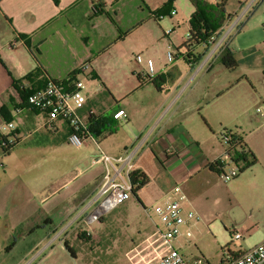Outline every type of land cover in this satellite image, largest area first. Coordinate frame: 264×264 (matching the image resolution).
<instances>
[{
    "label": "crops",
    "instance_id": "obj_1",
    "mask_svg": "<svg viewBox=\"0 0 264 264\" xmlns=\"http://www.w3.org/2000/svg\"><path fill=\"white\" fill-rule=\"evenodd\" d=\"M238 1L239 8L227 10L230 16L224 26L250 3L253 2L250 8L256 2L263 4L260 0ZM99 2L105 12L98 11ZM175 2L169 6L168 0H0V254L11 253L21 237L38 233L13 264H22L29 257L30 262L34 261L40 254L34 252L47 239L49 243L58 240L65 246L64 241L70 240L68 233L79 230L74 232L77 237L83 232L86 224L82 216L91 210L89 204L104 172L101 164L92 163L96 146L92 141L87 142L85 147L95 146V152L87 156L90 167L75 176L87 174L82 186H87L86 192L80 197L64 198L69 204L63 211L57 203L56 218L51 211H40L71 182L53 178L45 182L43 171L38 169V154L43 152L44 156L50 146L67 142L68 126L59 122L54 129H47L46 113L29 107L15 113L10 104L14 85L20 82L24 87L35 88L44 83L46 74L63 80L73 76L84 63L89 67L79 77L89 75L103 85L94 97L87 94L88 107H94L99 117L113 125L123 120L114 118L115 111L121 108L128 115L123 122L131 135L112 155L137 147L136 169L149 177L138 192L137 213H145L147 206L160 201L174 185H180L187 195L185 207L195 208L200 216L197 223L210 225L221 221L230 234L233 230L243 232V239L252 231H261L253 244L244 247L241 241V247L233 245L236 254L264 239V76L255 80L245 74L236 80L231 73L243 68L239 60L242 51L247 56L264 59L260 19L254 17L258 11L253 8L242 18L241 28L235 33L239 35L232 36L228 44L238 61L236 69L226 68L220 61V51L214 50L212 44L206 45L208 49L198 56L191 49L181 54L183 61L174 58L170 62L176 61L168 64L165 48L176 46L177 38L174 29L166 33L172 28L165 27L169 22L165 16L172 17ZM143 32L148 37L144 39L147 42L140 41L142 50L149 49L152 43L159 45L147 56L153 60L155 82L152 78L146 81L139 78V75L146 77L149 70L146 61L138 62L135 55V34ZM116 46L121 49L116 51ZM114 53L122 59L128 82L120 92L112 90L113 94L107 85L111 87L114 80L106 70L100 72L98 62ZM258 69L264 71V66ZM38 70L43 74L24 79L31 71ZM241 93L243 97L239 96ZM112 99L116 105L109 104ZM7 121H12L14 127H6ZM116 126L115 132L95 135L99 143L102 138L117 135L120 129ZM223 129L241 135L256 156L254 164L226 184L211 168L212 162L222 155L224 145L218 135ZM6 143L11 144L9 151L5 150ZM226 193L232 213L228 219L224 216ZM36 214L41 219L31 220ZM104 220L100 221L101 228ZM18 228H23L22 235L13 236ZM177 244L182 250V241ZM224 260L221 264L226 263L227 255Z\"/></svg>",
    "mask_w": 264,
    "mask_h": 264
},
{
    "label": "rangeland",
    "instance_id": "obj_2",
    "mask_svg": "<svg viewBox=\"0 0 264 264\" xmlns=\"http://www.w3.org/2000/svg\"><path fill=\"white\" fill-rule=\"evenodd\" d=\"M249 1L250 0H247L245 3H248ZM176 2L175 8L177 10V14H173L172 17L165 16V18L169 21L165 27H171L172 30H175L177 42L176 46L172 44L169 48H165V54H167L168 51H172L177 57H175L176 60L180 59L183 61L181 54L187 52V49H185L183 44L188 36L189 19L193 9L189 0H179L177 3ZM239 4L238 0H229L227 10L232 12L234 9L239 8ZM253 8H256V11H258L254 17L258 20L260 19V27L263 37L262 41L264 43V4L258 5L256 2ZM226 24L227 23H225V26ZM226 28L228 27L226 26ZM145 32L141 35L135 34V55L141 54L147 63L149 51L154 47L159 48V45L152 43L149 46V49L144 48L142 50L140 48V44H142L140 41L142 39L144 42H147L144 39L148 37ZM232 35L233 38H235L239 34H235L234 32ZM232 46H234V43ZM116 47V51L121 49L120 46ZM191 49L195 50L193 55L198 56L199 53L205 52L208 47L205 44H199L194 45ZM247 55V52L244 51L239 53V60L242 62L241 64H243V68L241 70H235L231 73L235 75L236 80L244 78L245 74L253 76L255 80H262L264 71L258 69V67L264 66V59L262 58V60L255 55ZM167 59L168 57L166 58V62L168 64H173L176 61L168 62ZM121 63L122 59L117 56V53L108 54L106 57L101 58L98 62L100 72L103 73L106 70V74L110 75L114 80L113 83H111V87L106 84L107 87L111 91L114 90V92L117 93L120 92L123 84L128 82V78L124 74L125 71ZM82 78L86 83L85 92L90 97H94L98 93V88L103 86L101 81H99L98 78H92L91 76L84 74L82 75ZM106 95V97H108V94ZM239 96L243 97L244 94L241 93ZM111 103H114L115 105L117 104L114 99L109 102V104ZM132 103L135 105V98H133ZM116 125L118 126V129H120L117 135L100 139L102 149L111 155L116 152L120 144L122 142H126L131 135L130 131L127 129L126 123L123 122V120H120L117 123L115 122L113 126ZM219 136L220 135H218V137ZM218 143L220 144V140H218ZM94 144H87L86 147L85 145L76 147L63 141L50 146V150H47L44 156L43 152L38 154V169L43 171L45 177H42L45 182L51 178L58 179L59 182H63L68 179L71 180L70 184L64 189H61L57 194L53 195L50 200L44 204V207L40 209V211H51L54 214L53 216L56 218L59 211H55V205L57 203L60 204V210L63 211V209L66 208L64 206L69 204V200L63 201L64 198L69 195H72L73 198L80 197L86 192L87 186H82L87 179V174L78 175L77 177L75 176L80 170L88 166L90 167V159H88L87 156L89 153L95 152L96 145L94 146ZM224 152L225 149L223 147L221 154L223 155ZM234 179L235 178L230 181H233ZM222 181L225 182V184L229 182L224 181L223 179ZM225 199L226 203L224 216L228 219L232 217V213L229 211L231 206L229 204V197L227 193ZM138 204V199L132 195L125 203L103 217L105 219L103 228L100 227V222L92 225L93 228L87 227L81 223L85 227L83 231L88 232L89 230L91 233L88 234L90 236L88 240L83 239L82 242L77 243L79 248L78 257H72L66 247L58 240L49 243V240L47 239L34 252V255L36 253H40L39 256L32 262H30L29 257V259L24 261L22 264H131L126 256V251L130 246L135 245L136 242L138 243V241L142 240L144 236L151 233V230L153 229L148 216H146L144 212H136V210L139 209ZM191 209L195 210L193 207ZM40 219L41 218L38 217V214H36L31 220L39 221ZM22 230L23 228H18L13 233V236L20 237L22 235ZM76 231L68 233L67 236L72 244H76V233H74ZM192 231L193 236L190 237L189 241L184 238H180V242L182 241L183 252L192 258L204 257L206 264H221L224 257L228 254L225 247L228 244L233 243L231 234L226 229L225 225L221 221L210 225H207L205 222H199L193 226ZM260 235L261 231H252L251 235L246 236L242 240L243 246L247 247L253 244L260 237ZM37 237L38 233L28 234L25 238L21 237L18 245L11 253L8 254L7 252H3L0 254V264H13L14 261L25 252L31 240H34ZM233 245L234 244L231 245V250L235 249Z\"/></svg>",
    "mask_w": 264,
    "mask_h": 264
},
{
    "label": "built area",
    "instance_id": "obj_3",
    "mask_svg": "<svg viewBox=\"0 0 264 264\" xmlns=\"http://www.w3.org/2000/svg\"><path fill=\"white\" fill-rule=\"evenodd\" d=\"M260 2L264 4V0ZM252 3L236 19L228 21L226 24L228 28L223 25L224 27L222 26L211 37L209 44L214 46V50L220 51L221 54L228 46L232 34L241 28L242 18L252 9L250 8ZM171 13L175 14L176 10L173 9ZM172 31L169 28L166 33ZM167 57L172 61L175 55L172 51H168ZM136 60L142 62L144 58L141 54H137ZM147 66L149 70L146 74L152 76L154 67L151 58L147 59ZM88 67L87 63L82 64L73 76L63 80L46 74L44 83L27 95H22L18 89H15L13 103L15 113L22 112L25 107L46 113L47 129H54L59 122L66 123L67 142L73 146L81 147L89 141L95 143L97 153L93 156L92 163L101 164L104 172L89 204L91 210L82 216L83 223L92 228V225L100 222L106 214L118 208L133 195L132 173L136 170L137 147H130L116 156L102 149L91 130V124L99 117V113L94 107H88L86 83L79 77ZM113 116L124 121L128 117L126 111L121 108L115 111ZM5 126L13 128L14 123L7 121ZM232 134L224 129L220 132L225 152L219 157L222 162L219 176L227 182L236 178L243 166L228 151ZM186 201L187 195L182 187L174 185L164 193L160 201L145 208V213L153 223V230L126 252L131 264H206L204 257L194 259L187 257L177 244L180 238L189 241L193 236L192 228L200 219L195 210L185 207ZM86 233L88 235L91 231L88 230ZM231 237L232 244L241 247L244 233L233 230ZM225 264H264V239L235 256L227 254Z\"/></svg>",
    "mask_w": 264,
    "mask_h": 264
},
{
    "label": "trees",
    "instance_id": "obj_4",
    "mask_svg": "<svg viewBox=\"0 0 264 264\" xmlns=\"http://www.w3.org/2000/svg\"><path fill=\"white\" fill-rule=\"evenodd\" d=\"M175 0H168V5L172 6ZM191 4L194 7V11L192 12L190 19H189V31L186 41L184 42L183 46L187 51L191 50V48L194 45L199 44H209V40L211 37L223 26L224 21L228 16H230L227 13V3L228 0H219L216 2H208L206 0H189ZM104 5L99 2L97 5L98 11L105 12L104 11ZM108 15H110L108 12H106ZM220 61L228 68L229 70H234L238 67V61L235 57V53L233 50L227 46L220 54ZM76 73V72H75ZM43 72L40 70L38 71H31L28 73L24 79L32 78L36 75H41ZM140 80L146 81L147 79H151L152 76L146 75V77H143L139 75ZM152 80L155 82V79L152 78ZM15 89H18L22 95H27L30 92H32L35 88H27L22 85H20V82L15 83ZM41 86V85H40ZM105 93L109 94V91L107 88L105 89ZM13 104V97L10 100V104ZM3 113H4V107H3ZM4 115V114H3ZM5 116V115H4ZM6 120H9L8 117H5ZM113 124L109 121H106L102 116L95 119L91 124V130L95 135H99L100 133H103L104 131H110L115 132L116 129L112 127ZM227 132L233 133L232 138L229 142L230 147L228 151L233 154V157L237 162H241L243 164L242 170L245 168L251 166L256 162V156L255 154L248 148L246 143L243 141L241 135H239L237 132H231L226 129H224ZM221 140V139H220ZM11 148L10 143L5 144V150L9 151ZM220 165H222V162L220 159H216L212 162L211 168H213L218 174L221 172ZM132 179L134 184L133 189V195L140 201V198L138 196L139 190L145 186L148 181L149 177L147 174L139 169H136L132 173ZM117 209V208H116ZM101 220H104L102 218ZM86 231L78 233L75 241L76 244H71L70 240L66 239L64 241L65 247L70 253L72 257H78L79 254V248L77 246V243L82 242L83 239L88 240L90 238L89 235H86ZM104 234V232H103ZM226 250L228 251V254L231 256H235L236 252H233L231 250V244H228L226 247ZM225 260L223 259L222 262Z\"/></svg>",
    "mask_w": 264,
    "mask_h": 264
}]
</instances>
